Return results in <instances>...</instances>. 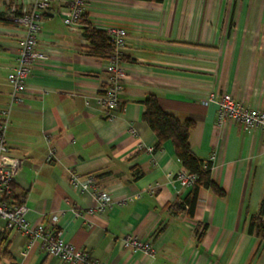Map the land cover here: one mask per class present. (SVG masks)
I'll return each instance as SVG.
<instances>
[{
	"label": "crops",
	"instance_id": "crops-1",
	"mask_svg": "<svg viewBox=\"0 0 264 264\" xmlns=\"http://www.w3.org/2000/svg\"><path fill=\"white\" fill-rule=\"evenodd\" d=\"M30 2L0 0V110L9 102L7 75L21 37L6 17ZM59 7L54 1L55 15L41 24L37 44L45 59L6 131L5 163L27 221L60 231L104 264H264V240L248 233L264 201V134L235 122L218 128L216 105L205 103L228 94L264 111V0H88L75 30L63 24ZM86 26L126 32L112 121L96 100L106 59L83 37ZM151 95L179 123L194 122L193 155L214 158L210 178L223 194L200 189L192 216L185 205L176 208L192 186L173 180L184 170L173 144L155 149L142 120ZM71 172L95 176L111 195L110 207L91 212L95 202L70 186ZM0 236V264H69L48 257L39 241L29 246L2 221ZM127 237L149 243L153 257L125 247Z\"/></svg>",
	"mask_w": 264,
	"mask_h": 264
},
{
	"label": "built area",
	"instance_id": "built-area-1",
	"mask_svg": "<svg viewBox=\"0 0 264 264\" xmlns=\"http://www.w3.org/2000/svg\"><path fill=\"white\" fill-rule=\"evenodd\" d=\"M54 1L60 6L57 14H60L63 24L69 30H75L82 21L88 0H31L30 8L27 11L19 13L13 11L6 17L9 22L20 28L21 37L18 42L15 65L7 75V82L10 87L9 102L0 110V221L5 223L7 230L17 231L27 239L29 246L33 242L39 241L41 249L48 257L62 263L104 264L91 259L87 252L77 251L73 245L65 241L60 231H47L41 222L30 224L26 219L28 212L26 206L20 203H12L11 200L14 195V172L5 163V156L8 152L6 131L12 110L23 102V96L27 92L28 82L36 63L45 59L38 49L37 41L45 17L55 15L52 12ZM105 33L113 44V51L106 60L105 80L96 100L98 105L106 112V119L112 121L114 119L113 111L119 105L125 77L122 51L125 48L126 32L123 29L109 28ZM205 103L216 105V126L218 128L225 123L235 122L245 129H258L264 134V111L246 107L228 94L218 97L210 95ZM51 155L52 152H49V157ZM213 159L211 158L210 162ZM173 180L181 186H192L196 181V177L186 170H182L174 175ZM69 184L72 188L87 194L95 202V208L91 212H103L110 207L111 195L98 187L95 176H81L71 172ZM128 201H131V199H128ZM52 220L55 221V218ZM123 245L135 253L139 252L148 257H153L154 251L151 245L138 240L136 237H127L124 239Z\"/></svg>",
	"mask_w": 264,
	"mask_h": 264
},
{
	"label": "trees",
	"instance_id": "trees-1",
	"mask_svg": "<svg viewBox=\"0 0 264 264\" xmlns=\"http://www.w3.org/2000/svg\"><path fill=\"white\" fill-rule=\"evenodd\" d=\"M83 37L89 42L94 53L103 56L106 60L110 57L113 51V44L107 37L105 31L86 26L83 31ZM144 108L142 120L155 135L157 140L155 149H159L162 144L170 141L174 146V154L181 166L189 174L196 177V181L192 185V192L184 200L183 204L176 207L177 210H183L185 205L187 207L188 216H192L197 204L198 192L200 189H210L219 196L223 194L222 190L219 189L210 178L211 163L198 159L190 150L188 134L194 122L192 120H186L184 123H179L173 117L162 111L156 97L153 95L149 96L144 101ZM11 200L12 203H17L15 202L14 196H12ZM263 216L264 201L257 214L250 217L248 233L264 240ZM4 245L5 238L0 236L1 256L6 254ZM2 249L3 252L1 253Z\"/></svg>",
	"mask_w": 264,
	"mask_h": 264
}]
</instances>
